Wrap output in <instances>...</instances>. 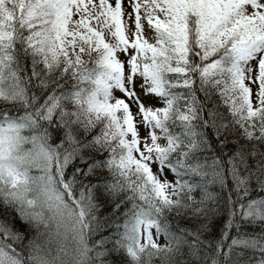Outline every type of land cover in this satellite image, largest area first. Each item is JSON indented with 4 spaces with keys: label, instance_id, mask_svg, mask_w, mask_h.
<instances>
[{
    "label": "snow or ice",
    "instance_id": "snow-or-ice-1",
    "mask_svg": "<svg viewBox=\"0 0 264 264\" xmlns=\"http://www.w3.org/2000/svg\"><path fill=\"white\" fill-rule=\"evenodd\" d=\"M0 208V264H264V0H0Z\"/></svg>",
    "mask_w": 264,
    "mask_h": 264
},
{
    "label": "trees",
    "instance_id": "trees-1",
    "mask_svg": "<svg viewBox=\"0 0 264 264\" xmlns=\"http://www.w3.org/2000/svg\"><path fill=\"white\" fill-rule=\"evenodd\" d=\"M90 67H94V65H90ZM168 78L175 82V81H182L184 79V76L181 75V74L172 73V74H169ZM189 79H191V77H189ZM73 83H74V81H73ZM195 87H196V90L200 91L201 99H203V90L201 89L200 84L196 83ZM173 90H175V91H184L185 94H188V92L191 91V90H185V89H181L179 87H176L175 84L173 85ZM161 91H164V89H161ZM171 108H172V104L169 103V108L168 109H171ZM98 130H99L98 127L96 129H94L93 130V134H95V132H97ZM187 131L191 132L192 129H187ZM182 139L187 140L188 138L187 137H182ZM226 170H227V164L224 165V168L221 171H222V173H224V172H226ZM225 195L226 194H222V196H221L222 201L224 200V196ZM2 211H3V209L0 208V212H2ZM222 212H224V215L220 216V218L216 221V225L211 230L210 235H205V239L206 240L210 239V238H212L214 240H218L219 239V234L223 230V220H225L227 218L226 205L222 208ZM104 214L106 215V213H104ZM13 215H15V214L13 213ZM14 223H15V226L18 227L21 231L25 230L26 225L21 223L19 217H16ZM242 230L245 231V232H248L251 235H260L262 232H264V223H260V224L255 223V222L250 223V224L246 223ZM184 252H185V255L183 257L178 258V259L188 260V251H187V249H185ZM249 255H251V253H249ZM152 264H160L159 257H153L152 258ZM188 264H196V261L189 260Z\"/></svg>",
    "mask_w": 264,
    "mask_h": 264
},
{
    "label": "rangeland",
    "instance_id": "rangeland-1",
    "mask_svg": "<svg viewBox=\"0 0 264 264\" xmlns=\"http://www.w3.org/2000/svg\"><path fill=\"white\" fill-rule=\"evenodd\" d=\"M120 59H124V57L121 56ZM213 59H214V57H213ZM251 63L255 64L256 61L252 60ZM128 72H129V68L126 66L125 74L127 75ZM141 79H142V77L139 74L135 78V91L139 94L140 100L143 102V104L146 108H153V109H157V110H160L161 112H163V109L165 108V100L167 99V97L164 95L157 96L155 93L150 94V95H145L144 92L141 91V89H142ZM113 95L116 97H120L122 95V93H121L120 89L114 88L113 89ZM167 108H168V104H167ZM136 110H137V105L134 104L133 105V112H135ZM157 132H159V130H157ZM145 135H147L146 128L144 126H142L140 128V136L143 137ZM155 168H156V165L154 164L153 165V171H155ZM167 178L169 180L174 179V174L171 171H169L167 173ZM155 239L160 244H164L166 242L163 236L155 237Z\"/></svg>",
    "mask_w": 264,
    "mask_h": 264
}]
</instances>
